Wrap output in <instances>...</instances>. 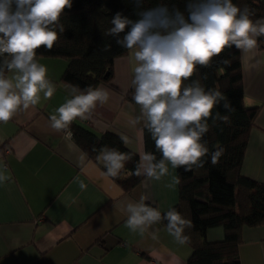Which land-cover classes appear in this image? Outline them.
I'll return each instance as SVG.
<instances>
[{"label": "crops", "instance_id": "1", "mask_svg": "<svg viewBox=\"0 0 264 264\" xmlns=\"http://www.w3.org/2000/svg\"><path fill=\"white\" fill-rule=\"evenodd\" d=\"M134 51V50H133ZM133 51L114 59L109 99L97 104L90 119L77 123L101 135L110 131L123 137L124 145L140 157L144 122L134 124L140 106L133 95L132 80L137 62ZM55 86L51 99L19 110L7 123H0V170L7 167L11 179L0 183V264H186L191 248L177 244L166 226L156 223L143 234L126 226L127 206L141 197L162 213L178 200V185L166 187L176 169L161 180L143 178L130 192L106 175L97 161L86 154L62 130L50 126L49 117L72 98L71 88L59 77L62 58L40 57ZM244 102L259 107L250 132L241 173L264 183V47L240 50ZM77 178H79L77 180ZM79 181L86 187L81 189ZM208 242L221 241L222 226L208 228ZM237 255L240 264H264V224L244 225Z\"/></svg>", "mask_w": 264, "mask_h": 264}, {"label": "clouds", "instance_id": "2", "mask_svg": "<svg viewBox=\"0 0 264 264\" xmlns=\"http://www.w3.org/2000/svg\"><path fill=\"white\" fill-rule=\"evenodd\" d=\"M131 2L138 9L136 18L116 12L105 35L121 48L134 50L137 66L132 100L141 113L133 123L144 122L161 154L157 159L154 153L145 152L132 175L159 181L170 175L169 165L192 171L203 168L206 157L217 164L224 149L217 145L210 150L203 137L210 131L209 119L213 125L229 122L219 111L213 115L214 109L221 105L226 112L234 109L224 93L205 89L200 80L190 78L198 65L209 66L225 48L234 46L243 52L257 48L256 38L264 37V17L253 20L254 11L238 7L233 0H186L183 11L164 3L144 7L145 0ZM71 7L72 0H0V123L7 124L19 110L39 104L41 94L44 100L53 96L55 86L47 78V67L36 59V50L53 48L57 29L64 32L60 17ZM70 88L72 98L49 117L50 126L57 131L67 129L77 118L90 119L97 104L109 99L108 90L102 87ZM133 155L103 146L97 159L103 162L106 175L117 177ZM10 179L5 166L0 170V183ZM179 183V176H171L166 187L174 189ZM79 186L86 187L83 181ZM127 211L126 226L132 232L143 234L149 226L167 221V232L177 244L190 240L185 230L192 222L174 207L162 215L141 197Z\"/></svg>", "mask_w": 264, "mask_h": 264}, {"label": "trees", "instance_id": "3", "mask_svg": "<svg viewBox=\"0 0 264 264\" xmlns=\"http://www.w3.org/2000/svg\"><path fill=\"white\" fill-rule=\"evenodd\" d=\"M185 2L145 0L144 7L164 3L170 8L176 6L183 11ZM233 3L240 8L247 6L253 10V20L264 17V0H233ZM136 11L138 9L131 0H72V7L66 8L60 17L59 23L63 25L64 32L60 33L57 29L58 40L53 48L37 49L36 59H64L66 66L58 80L70 86L77 85L84 89L89 85L97 87L99 84H108L113 77L114 59L128 50L118 46L115 39L106 36L105 32L112 27L111 19L116 12L135 19ZM256 39L258 46L264 47V37ZM224 60L229 63L224 64ZM190 79L200 80L205 89L214 88L224 93L234 111L226 112L222 105L214 109L213 115L219 111L229 117V122L217 121L213 125L209 119L210 131L203 137L210 150H215L217 145L224 149L218 163L213 165L210 157H206L207 162L203 168L194 167L192 171H185L183 167L176 169L180 183L178 200L173 207L193 225L185 230V235L190 237L187 244L191 248L186 264H240L237 249L242 227L264 224V183L241 173L248 138L255 126L259 107L245 105L240 50L234 46L225 48L219 56L213 57L209 66L198 65ZM125 96L131 99L132 94L128 91ZM69 130L72 141L89 159L100 165L97 156L103 146L134 154L132 160L125 163L121 174L112 177L123 192H130L144 178L132 175L139 156L129 150L115 133L105 131L98 136L74 122ZM143 142L145 150L154 153L159 159L161 154L156 151L154 141L144 126ZM5 144H0L1 148ZM93 147L96 151H93ZM102 168L106 171L104 165ZM145 203L156 207L150 201ZM158 224L166 226L167 221ZM216 226L224 229L223 240L208 242L206 231Z\"/></svg>", "mask_w": 264, "mask_h": 264}, {"label": "built area", "instance_id": "4", "mask_svg": "<svg viewBox=\"0 0 264 264\" xmlns=\"http://www.w3.org/2000/svg\"><path fill=\"white\" fill-rule=\"evenodd\" d=\"M62 131H63V133H64L66 136H68V137L71 136V132H70V130H69V127H68L67 129L62 130Z\"/></svg>", "mask_w": 264, "mask_h": 264}]
</instances>
